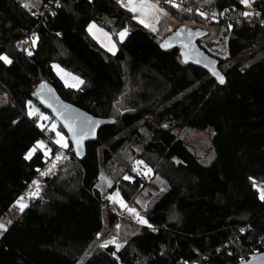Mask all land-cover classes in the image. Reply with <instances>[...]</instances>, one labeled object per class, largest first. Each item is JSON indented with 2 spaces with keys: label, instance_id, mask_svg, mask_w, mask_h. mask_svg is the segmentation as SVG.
<instances>
[{
  "label": "trees",
  "instance_id": "16d2710c",
  "mask_svg": "<svg viewBox=\"0 0 264 264\" xmlns=\"http://www.w3.org/2000/svg\"><path fill=\"white\" fill-rule=\"evenodd\" d=\"M52 1L36 0L39 12H33L22 0H0V53L12 60L0 61V220L48 162L40 147L25 158L45 139L27 112L29 101L47 110L35 94L41 81L52 83L65 100L114 121L87 142L83 158L72 150L46 177V201L28 204L0 238V264H236L264 251V200L253 186V179H264V0H253L256 26L235 19L244 7L240 0H194L221 14L212 21L161 0L177 19L230 33V55L219 61L220 68L227 63L221 68L224 83L183 61L179 47H161L176 29L160 39L164 19L153 32L117 0H61L55 13L42 18ZM91 21L114 36L128 29L114 53L88 32ZM200 28L205 34L197 42L212 54L201 42L210 30ZM31 32L36 42L29 55L17 40ZM254 44L248 55L233 59ZM54 61L81 75L84 84L65 86ZM188 128L209 131L206 152L180 137L179 130ZM56 151L51 144V155ZM128 153L145 158L168 186L148 209V223L121 249L95 245L80 261L105 227L102 168ZM140 183L139 177L126 181L123 197ZM108 220L112 224L115 216Z\"/></svg>",
  "mask_w": 264,
  "mask_h": 264
},
{
  "label": "rangeland",
  "instance_id": "374dc122",
  "mask_svg": "<svg viewBox=\"0 0 264 264\" xmlns=\"http://www.w3.org/2000/svg\"><path fill=\"white\" fill-rule=\"evenodd\" d=\"M203 1L210 2L212 0H203ZM22 2L30 4V5H35V3H37L36 0H22ZM126 2L127 0H125V3ZM152 2L157 3L161 8L165 9L167 13L166 15H161L159 18V21L164 19V21L167 24L162 23L159 25V21L158 22L151 21L155 23L156 29L158 28V25L162 28L167 27L166 29L163 28L159 32L158 37L160 39L164 37L168 32L172 31L173 29L177 28L180 25H189L191 27H197V26L207 27L210 30V32H209L208 37L201 41L202 44L206 46L211 51V53L219 59L226 60L229 57L230 52L228 48V38H229L230 33H224L223 32L224 28H220L219 30H217L216 29L217 27L213 25L208 26L205 23L197 24L192 20L177 19L168 12L167 6L161 3V0H152ZM243 12L253 13V3L251 2L250 6L244 5ZM132 14L133 16L139 15V13H133V12ZM200 16L205 21L209 20L204 15L203 16L200 15ZM149 19L151 20V18ZM92 24H94L96 27L93 28L91 31H89V25H92ZM96 29H102L103 33H108V37L111 39V42L115 44V51H116L118 48L119 41H121L119 33L120 31L127 29V28L124 27L120 29L117 32V35L114 36L111 31L101 26L96 21H91L88 24V32L101 45L105 47V44L108 43V39L105 38L101 32H97ZM256 45L258 44H254L253 46H250L249 48L244 50L240 55L234 57L233 59L237 60V59L245 57L256 47ZM226 64L227 63H224L221 66V68L222 69L226 68ZM52 66L65 86L73 87L72 85L75 83V81L72 79V77H79V79L83 81V83L79 84L78 87L84 84V78L81 75L62 66L57 61H54L52 63ZM54 66H59V69H62L63 72L58 73V69ZM64 73H70L71 75L64 76V78L62 79L61 77L63 76ZM30 110L35 112V115H32V116H35V118L39 120L40 125L51 126L52 128L54 125L55 131L60 132L65 137L68 145L70 144L67 133L62 128L59 127L57 120L47 110L42 109L37 103L33 101H31V104L28 103L27 112L29 113ZM41 114H43V116L48 117V119H42ZM46 131H48V128H46ZM178 133L180 137L184 138L188 143H190L199 153L206 152L208 150L209 136H210L209 131L195 130V129L188 128V129L179 130ZM44 138H45L44 140L40 139L39 141H42L45 145V147L42 149L44 150V152L47 151L48 153L46 155L48 157V162L46 166L43 169H41L38 175L33 179V181L39 182V195H33V196L28 195L29 192H35L37 189V185L33 184V181H32L30 185L28 186V188L26 189V191L20 196V197H23L22 202L25 203L27 206L28 204L33 203V202L35 204H41L44 201H46L47 199L45 195V186L47 185L46 177L52 174L56 170L59 162L62 159L72 156L73 148L72 149H69L68 147L64 148L61 145L57 144L55 142L57 138L54 140V142L50 141L47 136ZM51 144L57 146V151L52 155L50 152ZM37 147L39 146H37L36 144L35 150L37 149ZM134 149L137 150L136 152L140 153L142 150V146L140 144L135 145ZM57 154H59L60 159H57ZM137 161H142V163L137 164L136 163ZM41 173H47V174L41 175ZM126 176L130 177V179H125ZM135 177L141 178L140 185L134 191L129 192L128 190H125L126 192H128L129 196L127 198L123 197L122 191H121L122 186H124L126 184V181L128 180L133 181ZM254 184L257 185V187L255 188L258 190L259 187H264V179H260V180L253 179V185ZM167 186H168V183L165 180V178H163L160 174L155 173L153 166L145 158L141 156H136V155L132 156V155H129V153L127 155H119L116 160V163L109 165V166H103L100 182L98 183V187L102 194V206L104 207V218L106 221L105 227L97 235V238L88 248V250L86 251V253L81 258L80 261H83V259H85L89 255V253L92 251L95 245H98V246L106 245L104 246V248H108L114 251L121 249L123 245L126 243L129 236L135 233L136 231H138L141 226L145 225L139 221L136 213H138L140 217H143L148 222V216H147L148 209L153 205V203L158 199V197L164 192ZM59 191L60 189L52 188V192H59ZM117 193H118V198L123 200L124 204L127 205V208L122 207L120 203H118L115 199H111V200L109 199L110 196H114V194H117ZM258 193L260 196L259 190H258ZM16 201L9 208L6 216L2 220H0V223L5 225V228L0 229V238L3 236L5 230L11 224L9 223V221L13 222L14 220L19 219L22 216L23 211L27 207L26 206L23 211H20L19 206L16 204ZM128 208H133L136 210V212L135 213L129 212ZM109 214H113L115 216V220L112 224H110L108 220ZM113 238L115 239V242H111L113 241ZM117 244L120 245L119 248L116 247ZM191 264H201V263L193 262Z\"/></svg>",
  "mask_w": 264,
  "mask_h": 264
},
{
  "label": "water",
  "instance_id": "95a60500",
  "mask_svg": "<svg viewBox=\"0 0 264 264\" xmlns=\"http://www.w3.org/2000/svg\"><path fill=\"white\" fill-rule=\"evenodd\" d=\"M204 34L205 29L203 28L180 25L164 38L163 44L167 43L168 47H179L183 61L205 69L220 82L218 77L213 75V72L219 73L225 80V74L219 67L220 59L208 53L197 42V38ZM185 53L188 54L187 59L185 58ZM35 94L38 102L61 124L69 137L76 156L79 158H83L86 155L87 142L95 140L99 130L106 124L114 121L113 117L94 115L86 109L65 100L54 85L47 80H43L39 83L35 90ZM49 104H51V107L48 106ZM58 112L64 115H70L73 118L77 134L78 136H82L79 147H77L73 140L72 133L64 126V117L58 115ZM236 264H264V251L253 252L246 260H241Z\"/></svg>",
  "mask_w": 264,
  "mask_h": 264
},
{
  "label": "snow or ice",
  "instance_id": "6c2138e0",
  "mask_svg": "<svg viewBox=\"0 0 264 264\" xmlns=\"http://www.w3.org/2000/svg\"><path fill=\"white\" fill-rule=\"evenodd\" d=\"M118 3H121V5L125 8H127L129 11L133 12V13H139V15H134L133 19H136L139 21V23H141L142 25H144L147 28H150L153 32L156 31V27H155V23L151 22V21H155L158 22L159 18L161 15H166V11L165 9L161 8L157 3H153L152 0H127V2L125 3V0H117ZM166 3H171L174 7H179V5H177L175 3V0H165ZM241 4H244L245 6H250L252 0H240ZM29 5L27 3L23 4V7H28ZM190 10V9H189ZM200 15H204L203 12L200 13ZM242 15L244 16H251L253 15V13L251 12H244L242 13ZM151 18V20L149 19ZM96 26L94 24L89 25V31H91L93 28H95ZM97 32H101L105 38L108 39V43L105 44V47L108 48V51L110 52H115V44H113L111 42V39L108 37V33H103L102 29H96ZM128 30L124 29L122 31H120L119 36L120 39L123 40L125 38V36L127 35ZM33 37H35V33H33ZM35 39H33V44H35ZM161 47H168V44H162ZM187 47V46H186ZM29 55H31V53H29ZM185 58H188V54L185 53ZM0 61H3L5 64H11L12 60L10 59L9 55L4 54V53H0ZM58 69V73L63 72L62 69H59V66H54ZM70 73H64L63 76L61 77L62 79L64 78V76H70ZM213 75H216L220 81V83H224V78L222 76L219 75V73L213 72ZM72 79L75 81V83L72 85L73 87H78L79 84H82L83 81L79 79V77H72ZM67 83V81H66ZM51 91V89H50ZM29 104H31V101L28 102ZM49 107H51V104L48 105ZM29 116L35 115L34 111H29ZM58 115H62L64 117V126L68 129V131L70 133H72V138L75 141L77 147L80 146L81 140H82V136H78L77 134V130H76V126L74 124V120L70 115H64L63 113H59ZM41 118L42 119H48V117L43 116V114H41ZM91 122V121H89ZM41 127H43V125H41ZM53 130H55V126L53 125ZM56 143L61 145L64 148H67L69 145L66 142L65 137L60 133V132H56ZM37 146H39L40 148H44L45 145L42 141H37ZM35 151V146L29 150V152L26 154V159L30 158L32 153ZM47 151L45 152V155H47ZM57 159H60L59 154H57ZM137 164L142 163V161H137ZM47 173H41V175H45ZM125 179H130V177H125ZM253 179V178H250ZM33 184L37 185V189L35 192H29L28 195L29 196H33V195H39V182L38 181H33ZM254 187H257V185H253ZM259 192H260V199L264 200V187H259L258 188ZM109 199H115L118 203H120V205L122 207L127 208V205L124 204L122 199L118 198V193L114 194V196H110ZM23 201V197H19L16 201V204L19 206V210L23 211L24 208L27 206L25 203L22 202ZM129 212L135 213L136 210L133 208H128ZM137 218L139 219V221L143 224H147V220H145L143 217H140L138 213H136ZM9 223H11V221H9ZM149 227H151V225H149ZM5 228V225L0 223V229ZM241 232L244 231V229H240ZM111 242H115V239L113 238V241ZM106 245H101V247H104ZM117 248L120 247L119 244L116 245ZM113 255H115V253H113Z\"/></svg>",
  "mask_w": 264,
  "mask_h": 264
},
{
  "label": "built area",
  "instance_id": "2783aa9c",
  "mask_svg": "<svg viewBox=\"0 0 264 264\" xmlns=\"http://www.w3.org/2000/svg\"><path fill=\"white\" fill-rule=\"evenodd\" d=\"M165 1V0H164ZM175 3L177 5H179V7H188L190 9H195L199 14L201 12L204 13V16L206 18H208V21H212V20H218L221 18V14H219L218 12L214 11V10H210L207 9L206 7L200 6L198 5L194 0H175ZM253 3V0H252ZM61 4V0H53L52 3L47 4L43 11L40 13L41 17L44 18L47 14L49 13H55L56 8ZM31 8V11L33 12H39L33 5L28 4ZM227 9H225L224 11H226ZM243 10H239L238 14L235 16V19H241V18H247L248 22L250 23V25L252 26H256L259 24V20L256 17L257 15V10L256 8L253 6V15L251 16H244L242 15ZM33 32L29 33L28 35H26L25 37L17 40V44L18 45H22L25 44L26 47V51H28L29 53L32 52L33 47L35 44H33ZM35 39V38H34ZM34 122L38 125L39 124V120L37 118H34ZM41 126V125H40ZM43 131H44V136L48 137L50 141H53L57 138L56 137V131L53 130V128L51 126H43ZM46 128H48V131H46ZM243 228V227H241ZM257 252V251H255ZM245 260V259H242Z\"/></svg>",
  "mask_w": 264,
  "mask_h": 264
},
{
  "label": "crops",
  "instance_id": "0c3cea01",
  "mask_svg": "<svg viewBox=\"0 0 264 264\" xmlns=\"http://www.w3.org/2000/svg\"><path fill=\"white\" fill-rule=\"evenodd\" d=\"M160 22V21H159Z\"/></svg>",
  "mask_w": 264,
  "mask_h": 264
}]
</instances>
